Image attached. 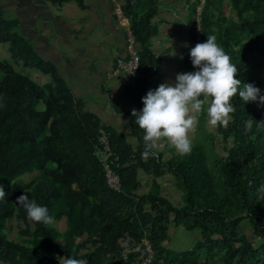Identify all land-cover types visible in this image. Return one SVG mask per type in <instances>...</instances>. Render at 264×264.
Returning a JSON list of instances; mask_svg holds the SVG:
<instances>
[{"label":"trees","instance_id":"obj_1","mask_svg":"<svg viewBox=\"0 0 264 264\" xmlns=\"http://www.w3.org/2000/svg\"><path fill=\"white\" fill-rule=\"evenodd\" d=\"M49 1H77L85 7L84 0ZM184 1L190 12L192 47L214 35L237 67L236 78L264 95V0ZM160 2L124 0L122 6L140 54L134 78L137 111L143 109L142 99L151 87L156 90L163 84L162 58L151 49ZM226 4L234 16L227 15ZM18 27V19H9L0 2V44H9L14 63L51 80L39 84L0 59V186L6 192L0 198V264H60L59 258L71 257L87 259L89 264H133L140 254L125 260L122 252L145 239L154 252L151 264H264V193L258 192L264 184V105L245 103L238 95L233 99L230 123L205 136L217 152L214 166L209 164L207 143L200 141H192L191 152L179 158L164 160L156 150L154 157L143 159V132L132 113L137 146L106 127L121 164L122 189L115 192L94 154L103 122L85 110L56 65L38 55ZM186 65L197 70L190 54ZM248 120H253V128L246 134ZM140 171L155 177L172 174L184 203L174 204L156 188L141 193ZM31 174L35 175L25 178ZM22 195L46 206L55 223L30 221L17 203ZM16 216L25 223L21 242L12 240L7 231ZM246 220L252 224L253 239L243 229ZM62 221L64 230L57 225ZM172 223L199 232L200 240L192 249L168 247Z\"/></svg>","mask_w":264,"mask_h":264},{"label":"crops","instance_id":"obj_2","mask_svg":"<svg viewBox=\"0 0 264 264\" xmlns=\"http://www.w3.org/2000/svg\"><path fill=\"white\" fill-rule=\"evenodd\" d=\"M160 1L170 5L160 2L155 19L158 33L152 39L151 49L162 58L163 84L174 85L178 74L193 72L186 65L192 48L190 12L184 0ZM16 2L17 9L10 8L6 16L18 19V32L32 43L38 55L56 65L86 111L98 115L111 131L137 146L129 116L136 107L137 82L125 73L115 72L117 60L128 57L126 34L131 22L122 12L124 0H84L85 7L77 1ZM9 3L10 0L5 2L6 6ZM157 150L164 160L179 158L166 139ZM139 180L143 185L141 193L156 188L174 204H182L179 201L183 195L172 174L155 177L140 171Z\"/></svg>","mask_w":264,"mask_h":264},{"label":"clouds","instance_id":"obj_3","mask_svg":"<svg viewBox=\"0 0 264 264\" xmlns=\"http://www.w3.org/2000/svg\"><path fill=\"white\" fill-rule=\"evenodd\" d=\"M195 72L180 73L175 84H161L150 90L142 99L143 109H133L135 124L143 132V159L154 157L163 140L179 155L192 150L191 135L196 131L199 117L206 114L210 131L227 126L235 112L233 99L238 95L245 103L259 102L264 105V95L250 83L237 79L238 69L231 58L217 43L214 35H207V41L197 43L190 50ZM205 105L207 107L205 108ZM253 120L245 122V133L251 132ZM258 192L264 193V184ZM6 192L0 186V198ZM17 203L26 210L27 218L45 226L55 223L46 206L38 205L27 195L18 197ZM60 264H89L84 258H59Z\"/></svg>","mask_w":264,"mask_h":264},{"label":"rangeland","instance_id":"obj_4","mask_svg":"<svg viewBox=\"0 0 264 264\" xmlns=\"http://www.w3.org/2000/svg\"><path fill=\"white\" fill-rule=\"evenodd\" d=\"M8 0H0L1 3H4V6L7 7V11L6 13H9V9L13 8V9H17V2L18 0H10V3L5 4V2H7ZM161 4L163 6H169V2H163L161 1ZM225 12L227 13V15L229 16H234V13L231 10V7L229 6V4H226V7L224 8ZM17 14V11H16ZM18 15V14H17ZM0 59L1 60H6L9 61L10 63H12L19 71H21L22 73H24L25 75L33 78L34 80H36L39 84H46L48 82H50L51 78L49 75H44L43 73H41L40 71L33 69V68H28V67H24L22 65L16 64L13 62L12 58H11V53L9 51V44H0ZM156 82H152V84H155ZM154 85L151 87L150 90H155V88H153ZM149 90V91H150ZM207 107V105H205V108ZM205 124V129H201L203 128ZM213 133L216 134V130L215 131H210L209 130V126L206 123V114H202L199 117V124L197 126L196 129V133H195V139L192 140L193 142H203L204 144H206L207 146V150H208V158H209V164L211 166H214L215 164V157L214 154L217 152L212 151L213 146L210 140H207L205 138L206 133ZM192 139V138H191ZM217 141H218V137H217ZM219 150H220V144H219ZM36 174V173H35ZM35 174H31L26 176V179H30L32 178ZM180 203H184V200L181 199L179 201ZM58 227H60L61 230L65 229V224L64 221L62 222H58L57 223ZM25 228V223L22 219H20L19 217H15L14 219H12L7 226V231L9 233V237L16 241V242H21V230ZM243 229L246 233L249 234V236L253 239L252 237V224L250 223L249 220H246L245 222H243ZM169 234H170V242L168 243V247H170L171 249H175V250H189L192 249L195 244L200 240V234L199 232H189L187 230H185L183 227H178L175 223L170 224L169 227Z\"/></svg>","mask_w":264,"mask_h":264},{"label":"built area","instance_id":"obj_5","mask_svg":"<svg viewBox=\"0 0 264 264\" xmlns=\"http://www.w3.org/2000/svg\"><path fill=\"white\" fill-rule=\"evenodd\" d=\"M205 3V0H201ZM199 13L202 11V6L198 8ZM121 14V13H119ZM201 19L198 18V29L197 32L201 34L200 28ZM127 59L119 58L116 64L117 73H125L130 77L135 78L140 69V54L137 47V41L133 35L131 29L127 30ZM94 154L101 163L106 182L109 188L115 192H120L122 189V181L118 169L121 167L120 157L112 150L110 133L107 130L104 123L101 124L98 133V139L95 146ZM132 253L140 254L138 260L133 264H151L154 258V252L151 243L145 239L144 242L138 245L136 248H126L123 250L122 255L125 260L129 258Z\"/></svg>","mask_w":264,"mask_h":264}]
</instances>
